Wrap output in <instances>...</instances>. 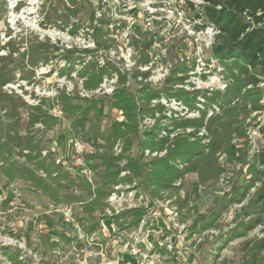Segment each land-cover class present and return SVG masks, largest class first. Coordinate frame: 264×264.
Returning <instances> with one entry per match:
<instances>
[{
  "label": "rangeland",
  "instance_id": "rangeland-1",
  "mask_svg": "<svg viewBox=\"0 0 264 264\" xmlns=\"http://www.w3.org/2000/svg\"><path fill=\"white\" fill-rule=\"evenodd\" d=\"M60 1L0 0V56L8 53V49L2 48L6 43L14 42L15 48L19 49L12 57L16 64L10 67L14 68L15 82L3 86L2 89V93L10 99L5 98L0 102V120L7 129L12 127L14 137L12 139L6 133L1 136L0 142V264H13L11 258L8 259L6 250L14 248L21 251L20 255L27 256L30 264H135L128 248L136 243L145 246L146 250L147 247L150 248L154 264H244L248 246L263 236L262 225L244 236L228 241L222 249L219 248L223 244L222 238L241 219L242 207L256 191L257 185H249V181H246L250 178L249 163L239 160H253L255 154L264 146V108L247 114L240 105L237 106L234 111L236 115L233 116L234 126L231 129L239 127L243 132L241 135L236 130L232 139L238 150V159L233 162L226 152L219 153L217 161L222 168L219 175L205 182L198 173L188 172L176 181L174 188L161 193L162 197H152L138 179H134L132 183L119 182L113 186L106 198L105 211L98 210L91 217L83 212L82 202L75 200L80 198L86 202L90 198L82 185L83 176L95 184L98 171H87L84 174L70 171L71 178H75L79 185L64 179L57 183L48 179L37 167V163L29 161L31 153L27 142L33 139L41 141L44 157L51 151L55 160H66L60 166L69 169L71 165L68 163L78 155L71 148L75 137H90L86 138L91 146L90 153L85 154L88 159L93 153L96 155L100 152L94 145L95 141L103 144L107 142L112 120H126L119 109L111 106L110 96L97 98L100 108L98 114L94 113L89 117L65 116L64 104L58 99V93L65 91L71 96H82L83 78L78 75V70L83 63L77 61L74 71L61 74L67 64L62 56L65 48H93L92 33L87 31L90 28L93 3L92 0H79L83 7L78 14H71L65 19L62 15L67 11ZM181 4L183 3H176V7L184 9L189 17L193 18L196 12H203L200 5H194L195 8L190 9V2ZM125 14H130L128 8ZM77 21L82 27L79 32L72 34V24ZM204 21L205 19L201 20ZM157 28L159 25L155 27L156 30ZM138 30H143L144 35L135 38L133 42L141 50L148 44V39L145 37V29ZM47 38L50 44H57L60 50L50 57L48 65H40L34 69L33 78L23 79L22 69H32L30 55L27 53L30 44L36 40L45 41ZM206 41L208 42V37L202 32L197 35L184 34L165 46L155 44L156 51L147 54L153 55V69L162 70L172 64L169 74L175 70L179 76H185V86L196 87L187 90L224 91L229 78L218 67L217 59L211 57V48L205 45ZM117 45L122 46L121 40ZM25 53L26 56H21ZM94 53L79 52L75 56H81L87 61L96 58L97 54L100 59L101 50ZM119 53L122 54L120 48ZM201 55L204 56V62L207 58L212 59L203 64L198 60ZM139 87L138 82L133 81L130 84L133 91ZM256 89L261 94L260 104L264 106V79ZM10 100L16 102L18 107H14ZM22 101L28 106L43 102V110L57 117V122L47 119L48 124L39 121L31 125L32 111L27 106L23 107ZM236 101L232 105H236ZM75 102L80 100L76 99ZM221 113L220 109H210L207 119L216 114L222 115ZM198 115L193 110L182 113V116L187 117ZM156 121L149 116L140 119V133L153 129L157 125ZM189 131L190 129L186 132ZM16 132L24 139H18L14 135ZM180 135L186 134L180 131L178 136ZM199 135L203 138L202 144L210 142L211 136L207 129H203ZM117 144L122 149L124 142L118 140L115 146ZM115 146L113 151L118 155L121 152L117 153ZM164 155L166 151H146L144 160ZM122 164H125V160ZM75 166L83 168L84 165ZM25 174L46 179L54 189L49 194L38 189L29 178H24ZM121 176H129V171H123ZM243 186H248L246 198L240 203H231L224 209L216 227L201 231L200 226L210 215L211 208L227 200ZM113 193L115 194L112 195ZM140 207L145 208L144 221L137 228L124 229L113 219V215ZM68 209L72 215L70 221L64 215ZM96 222L101 224L99 230L90 232L92 224ZM262 256L264 258V251ZM260 264H264V261Z\"/></svg>",
  "mask_w": 264,
  "mask_h": 264
},
{
  "label": "trees",
  "instance_id": "trees-1",
  "mask_svg": "<svg viewBox=\"0 0 264 264\" xmlns=\"http://www.w3.org/2000/svg\"><path fill=\"white\" fill-rule=\"evenodd\" d=\"M60 2L67 11L62 15L65 19H68L71 14H78L83 7L82 1L79 0H61ZM204 2L200 6L203 12H196L192 20L205 19L201 24L194 25L196 30L207 26H213L218 30L210 55L217 59L218 67L229 78L224 91H191L179 87L185 82V76H179L175 70L169 74L161 87L148 82H138L140 87L133 91L130 84L127 85V76L121 73L118 68L100 67L95 57L84 61L81 56H75L79 52L94 55L93 50L87 48L81 50L77 47L64 49L65 54L62 57L67 64L61 70V74H70L74 71L77 61L83 63L82 68L78 70V75L83 78V86L86 90L98 88L105 76H111L115 72L119 75V83L110 96L112 97L110 103L112 107L119 109L126 118L125 121L112 120L111 132L106 137L107 142L104 144L94 142L100 152L96 155L93 153L88 159L85 156L83 168L70 162L71 168L66 169L60 166L62 164H56L53 152L50 151L46 157L42 155L41 141L32 139L27 142L31 153L29 161L37 163V167L53 182L60 183L64 179L79 185L75 178H71L70 171H78L82 174L87 171H98L95 184L83 176L82 185L85 186L90 198L86 202L80 198L75 200L82 202V210L87 217L93 216L98 210L105 211L106 198L113 186L119 182L132 183L134 179H138L152 197H162L161 193L174 188L176 181L183 178L188 172L198 173L205 182L219 175L222 172L217 161L219 153L226 152L230 161L233 162L234 159H238V150L232 139L236 130L240 131L241 135L243 132L239 127L231 129L235 122L233 120V116L236 115L234 111L239 105L247 114L264 108L260 104L261 94L256 89L264 79V0H204ZM193 8H195L194 3L190 2V9ZM55 11L58 12V9ZM92 18L93 13L90 15V19ZM72 25V34L77 33L82 27L79 21L73 22ZM93 37L97 48L108 47L103 37L102 28H95ZM2 48L8 49V53L0 56V102L5 98L10 99L2 93V89L3 86L15 82L14 68L10 67L16 64V61L12 59L13 54L19 51L18 48H15L14 42L6 43ZM146 48H148V44L145 45L144 51ZM59 50L60 47L57 44H50L49 38L45 41L36 40L30 44L27 53L30 55L32 69L31 71L26 68L22 69V78H33L35 76L34 69L40 65H48L50 57ZM144 51L143 54H145ZM21 56H26V53ZM212 58L205 59V62L209 63ZM137 75L147 77L148 72L136 71L134 76L137 77ZM162 98L168 101L175 99L181 102L187 110L197 111L199 115L182 116L185 108L182 110L169 108L161 102ZM58 99L63 102V111L68 118L76 115L89 117L100 111L98 99L95 97L71 96L65 91H60ZM76 99L80 102H75ZM235 101L236 105H232ZM12 102L14 107H18L16 102ZM21 105L31 109V125L39 121L48 124L47 119L53 123L57 122V117L43 110V102L40 105L28 106L22 101ZM214 108L222 110V115L216 114L207 119L208 111ZM148 116L156 119L157 125L151 130L140 133L139 121ZM163 121H168V123L164 124ZM11 129L12 127L10 129L4 127L0 120V142L1 136L6 133L14 139ZM188 129L190 131L186 132ZM203 129H207L211 136V140L207 144H202L201 139L203 138L199 135ZM180 131H184L186 135L178 136ZM262 131L264 134V128ZM14 135L18 139H24L19 132ZM85 137L90 139V137ZM118 140H122L124 145L121 153L115 155L113 148ZM147 150L151 153L166 151V155L145 161L144 156ZM32 154L34 156H31ZM123 160H125L124 165L122 164ZM239 161L249 163L250 178L246 181H249V185H257L256 191L248 199L247 204L242 207V217L236 227L222 238L223 244L219 249L225 247L228 241L244 236L262 225L263 236L248 246L247 260L244 261V264H260L264 261L262 256L264 251V146L255 154L253 160ZM123 171H129V176H121ZM9 175L14 177L12 174ZM24 178H29L35 187L48 194L54 189L44 178L26 174ZM247 193L248 186H243L227 200L212 207L210 215L200 226L201 231L216 227L217 220L223 210L231 203L242 202ZM144 213L145 208L143 207L131 208L118 215H113V219L119 227L124 229L137 228L144 221ZM100 225L97 222L92 224L90 232L99 230ZM101 231L103 232V229ZM20 253L21 251L15 248L6 250V254L9 255L7 257L9 260L11 258L10 261L13 264H28L29 258L20 255Z\"/></svg>",
  "mask_w": 264,
  "mask_h": 264
},
{
  "label": "built area",
  "instance_id": "built-area-1",
  "mask_svg": "<svg viewBox=\"0 0 264 264\" xmlns=\"http://www.w3.org/2000/svg\"><path fill=\"white\" fill-rule=\"evenodd\" d=\"M192 1H194V5L200 6L205 3L204 0H92L93 18L90 19V28L87 31L88 33L91 32L93 37L95 28H102L103 37L108 47L97 48L96 41L93 37V42L91 44L93 48H85H89L98 53L101 50L102 54L100 59H98L99 56L96 54L99 66L118 68L121 73L127 76V85L131 84L133 81H137L161 86L166 81L172 64H169V66L162 70L158 68L153 69V65L151 64L153 55L151 56L147 53L156 51L155 44H160V47L162 45L165 46L166 44L173 43L184 34L188 36L193 34L197 35L198 32H202L208 37V42L206 41L205 45L211 48L218 33V30L213 26H207L203 29L196 30L194 25L201 24V20L193 21L192 17L187 16L184 9L176 7V3L181 2L183 3L181 5H184ZM127 8L130 14H125ZM158 25L159 28L156 30L155 27H158ZM142 28L145 29V37L148 39V48H146V51H144L145 47L138 50L139 48H137L133 42L135 38L142 34L144 35L143 30H138ZM152 35L155 36L152 37ZM120 40L122 46L119 47L117 44ZM119 48L122 50V54L119 53ZM143 51L145 54H143ZM203 57L204 56L201 55L198 60L204 64L206 62H204ZM136 71L148 72V76L144 77L142 75H137V77H135L134 74ZM118 83L119 75L115 72L111 76H105L100 86L94 90L82 88L81 95L88 98L109 97L114 93ZM184 83L179 85V87L186 89L196 88L185 86ZM154 102H156V100H154ZM161 102L165 106L175 110H182L185 108L181 102L175 99L168 101L162 98ZM173 102L175 104H173ZM185 111H188L187 108H185ZM71 148L73 149V153L76 152L78 154L72 159V164H84L85 154L87 155L90 153L89 150L91 149L89 140L75 137L71 142ZM115 150L117 153L121 152L122 149L120 144L115 146ZM148 151L149 150H147V152ZM44 154H46V152H44ZM56 162L58 164H64L66 160L57 159ZM68 164L70 165V163ZM114 194L115 193L112 195ZM64 215L66 220L70 221V219H72L69 209ZM128 251L129 255L134 259L135 264H154L149 252L150 248L147 247L146 250L145 246L136 243L131 245Z\"/></svg>",
  "mask_w": 264,
  "mask_h": 264
}]
</instances>
